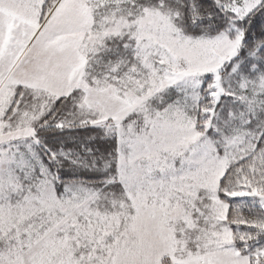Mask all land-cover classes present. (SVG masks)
Listing matches in <instances>:
<instances>
[{
    "label": "snow or ice",
    "instance_id": "obj_1",
    "mask_svg": "<svg viewBox=\"0 0 264 264\" xmlns=\"http://www.w3.org/2000/svg\"><path fill=\"white\" fill-rule=\"evenodd\" d=\"M0 264H264V0H0Z\"/></svg>",
    "mask_w": 264,
    "mask_h": 264
}]
</instances>
